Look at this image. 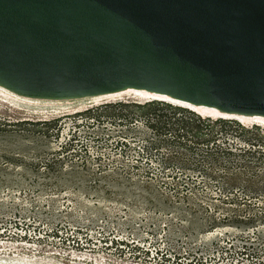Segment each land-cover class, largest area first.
<instances>
[{"label":"rangeland","instance_id":"obj_1","mask_svg":"<svg viewBox=\"0 0 264 264\" xmlns=\"http://www.w3.org/2000/svg\"><path fill=\"white\" fill-rule=\"evenodd\" d=\"M0 92L1 259L264 264V158L209 152L264 148V126L129 98L55 112Z\"/></svg>","mask_w":264,"mask_h":264},{"label":"water","instance_id":"obj_2","mask_svg":"<svg viewBox=\"0 0 264 264\" xmlns=\"http://www.w3.org/2000/svg\"><path fill=\"white\" fill-rule=\"evenodd\" d=\"M0 86L48 100L133 88L264 117V0H0Z\"/></svg>","mask_w":264,"mask_h":264},{"label":"bare ground","instance_id":"obj_3","mask_svg":"<svg viewBox=\"0 0 264 264\" xmlns=\"http://www.w3.org/2000/svg\"><path fill=\"white\" fill-rule=\"evenodd\" d=\"M0 90L6 91V92L12 94V96L14 95L18 98H22L25 100L43 101V102L50 103V105L51 104L57 105L56 108L54 109L55 112L64 111V110L68 111V110H73L76 108H82V107H85L86 105L95 104V103L101 102V101H107V100L111 101V100H117V99L120 100L123 98H129V100L134 99L135 101H139V102L151 101V100H157V101L162 100V101L170 103V104H175L177 106L190 109V110L194 111L195 113H197L201 116H206L209 118H218V116L221 115L218 113V111H216L213 108H207L204 106H193V105L187 104L185 102H181L178 100L171 99L165 95L148 92L146 90L133 89V88H128L125 90L112 92V93L87 96V97H82V98H77V99H58V100L22 97V96H19L18 94H15L14 92H11L10 90L6 89L3 86H0ZM14 96H13V98H14ZM21 101L23 103V100H21ZM224 116H227V115H224ZM222 118H228V117H222ZM236 118H237L236 121H239V122H246V123L258 124L260 126H264V117L238 116ZM6 254H7V252H0V264H89L88 262L90 261V258H91L89 255H83V256H76L75 255V257L73 258L74 260L69 261L68 263H61V262L51 261V260L43 261V259L38 258V257L30 258V256H27L26 254L23 255V254L13 253L12 254L13 257L8 256L7 259H5V258L1 259ZM93 260L94 261L92 262V264H108L105 262L106 260L103 258H100V259L95 258Z\"/></svg>","mask_w":264,"mask_h":264},{"label":"trees","instance_id":"obj_4","mask_svg":"<svg viewBox=\"0 0 264 264\" xmlns=\"http://www.w3.org/2000/svg\"><path fill=\"white\" fill-rule=\"evenodd\" d=\"M160 102H163V101H160ZM168 105H170L171 108H175V110L173 111L174 113H182V111H185L187 112L189 115L192 116V118H197V120H200V117L197 113H195L194 111L190 110V109H187V108H184V107H180V106H177V105H173V104H170V103H167V102H164ZM180 110V111H178ZM206 120L209 121V117H205ZM225 120H228V119H221V118H217L215 119L214 121L215 122H224ZM237 124V127L236 128H240L241 130H244V131H249V130H245L243 126H241L239 123H236ZM207 126H210L211 125V122L207 123L206 124ZM199 126V125H197ZM254 126H257V125H254ZM211 127V126H210ZM257 134H259V132H257ZM207 140H210V139H207ZM262 146H264V144H260ZM256 144L251 142L250 143V146H244V147H237L235 148L236 151H238L237 153H235L232 149H230L229 147L227 146H215V148H217L216 152H214L213 150H210V154H217V153H223V154H228V155H239V156H249L251 158H254L256 155H258V159L259 158H264V148H262L261 146H258L257 144V147L258 148H255Z\"/></svg>","mask_w":264,"mask_h":264}]
</instances>
